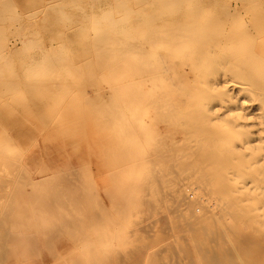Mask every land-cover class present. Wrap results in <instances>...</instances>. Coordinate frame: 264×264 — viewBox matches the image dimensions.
<instances>
[{
	"label": "bare ground",
	"instance_id": "1",
	"mask_svg": "<svg viewBox=\"0 0 264 264\" xmlns=\"http://www.w3.org/2000/svg\"><path fill=\"white\" fill-rule=\"evenodd\" d=\"M261 2L235 4L246 10ZM226 3L228 7L225 0H57L52 7L66 17L74 9L98 33L96 46H108L96 54V64L109 88L92 98L118 136L103 149L112 166L108 199L101 196L93 172L72 158L48 154L35 172L15 165L0 192L1 259L32 261L43 247L66 242L75 255L65 264H264V18L255 35L250 30L235 34L223 11L233 15L237 7L232 10ZM8 5L0 6V21ZM33 52L22 54L26 74L41 79L40 64L49 72L63 66L46 56L47 49L39 56ZM24 56L17 60L14 55L21 68ZM1 61L4 69L11 63ZM33 79L26 81L36 86ZM58 80L40 84L51 92ZM147 114L153 127L155 122L164 127L148 129Z\"/></svg>",
	"mask_w": 264,
	"mask_h": 264
},
{
	"label": "rangeland",
	"instance_id": "2",
	"mask_svg": "<svg viewBox=\"0 0 264 264\" xmlns=\"http://www.w3.org/2000/svg\"><path fill=\"white\" fill-rule=\"evenodd\" d=\"M229 1H230L231 6L232 7L234 6L233 8L231 7L232 10L235 7H237L236 6L237 2H238V4H237L238 6H242V5L247 4L246 0H237V1L236 0H228V2ZM260 1H262L261 7L249 6V8L248 7L246 8V10L242 9L241 7H237L236 13H234L235 11H233V13H234L233 15L229 14L232 17H230L227 14L228 12H225L227 9L223 11L224 16L228 17V20L230 22L229 23L230 29L235 34H238V33L240 34L241 32H243L245 30H250L255 35L257 33L258 29H261L259 26V21H260V19L264 18V0H260ZM0 2H1L0 6H5V4L11 5V6L8 5L9 7L7 6L8 8L11 7L10 10L6 9V12L8 14L6 12L2 13L3 14L2 15L3 20L0 21V23H1L0 32L3 31L2 34L0 33V36H1L0 37V53L3 51L5 52V54L0 55V60H2L6 65H7V61H8V64L10 63L9 61H11V63L9 65H7V67H5V69L2 68V66L0 65V89H1L0 90V180H1L0 181V192L3 190V188L6 187L7 181H8L7 179H9L12 176V174L14 173V171H15L14 166L15 165H17V164L24 165L25 168L27 170H29L30 172H35L36 170L40 169L42 164L47 159L48 154L56 153V154H58L60 159L65 160V159L72 158L70 160H73L75 163H81L84 166L86 165V167H88L89 172H91V173L93 172L92 175L94 176V180H95V182H96V184H97V186L101 192V196L107 200L108 199L107 194H105V193H107V190H108L106 187H110L109 186L110 185L109 177L111 176V167L112 166L109 163V160L104 155L103 149L105 147H108L110 145L115 144L118 140V136H116V133L112 130L111 126L107 125V122H108L107 116L105 115V113H103V109H101L99 106H97L96 103H94L92 98H95V95H97L101 90H104L105 88H107V89L109 88V86L107 84L102 83L100 77L98 76V74L102 72L103 68H101V66H98V64H96L97 60H98V59L96 60V58H97L96 54H100V55L104 54L105 52L108 51V46L106 44L96 46V42L98 40V36H97L98 33L94 29H91L89 24L84 23L83 19L81 18V14L77 13L74 9H68L65 13L67 14V16L70 14L69 15L70 17H66L65 14L63 16V14L58 12L56 10L57 8L55 9L54 7H52L54 5H57V0H51V1L50 0H0ZM226 2H227V0H225V5L228 4ZM2 3H3V5H2ZM136 4H138V1H136ZM49 6H51V8H49ZM13 7L16 9V11L18 10L17 12H18V15L20 14L19 17L21 19H18L19 17L17 15L16 11L14 12L15 9H12ZM226 7H228V5ZM24 9H26V10H24ZM43 9H44V11H43ZM53 9H54V11H53ZM38 10H40V11H38ZM33 11L38 12V13L35 14ZM12 12H14V13L12 14ZM40 12L42 15L40 14ZM67 12H69V13H67ZM22 14H24V15L26 14V16L24 17V15H22ZM59 14H61V16ZM5 16L7 17V19H9L8 17L12 16V18L10 17L9 20L15 18L16 20L13 19L14 21H12V25L15 24L16 26L15 25L14 26L7 25V24H9V22L11 24V21H9V20L7 21V19H5L6 18ZM54 18H55V20H54ZM230 18H231V20H230ZM23 19H25V20H23ZM63 19H66L68 21L66 22ZM73 19L74 20L77 19L78 21L76 20L74 22ZM21 21L23 23L22 25H21ZM54 21H56V22H54ZM58 21H60L59 24H57ZM72 21H73V25H72ZM79 21H82V22H79ZM64 22H65V27H64ZM68 22H69V24H68ZM234 22H236V23H234ZM255 23L257 24V26L255 25ZM18 24H20V25H18ZM34 24H35V26H34ZM87 25L89 28L87 27ZM50 26H53V27H50ZM70 26H72V27H70ZM244 26H246V27H244ZM33 27L35 29L39 28L40 32H39V29H37V31L33 30L34 29ZM57 27H58V29H57ZM7 28H9V32H7L8 31ZM87 28L89 31L87 30ZM16 29H18V30H16ZM27 29L30 30L31 33L32 32H34V33L33 34L29 33ZM55 29H57V31H55ZM19 31L20 32L22 31V33H21L22 36L19 35L20 34ZM23 31H25V33ZM48 31H50V32H48ZM47 32H48V34H47ZM82 32H84V33L82 34ZM86 32H90V33H86ZM5 33H6L7 38H5V36H4ZM27 33H28V35H25ZM35 34H36V36H34ZM40 34L42 35V37ZM60 34H61V39H60ZM87 35H89L90 40H89V37H86ZM28 37H33L32 39L35 41H33L31 38H28ZM35 37H36V39H35ZM37 38H38V40H37ZM25 39H26V41H25ZM50 40H51V42H50ZM40 41L43 43L40 44ZM62 42L65 43V45ZM33 43H34V47L32 49ZM56 43L58 45L61 43L62 45H59L60 47H58V45H56ZM24 44H25V46H24ZM39 44L41 45V47L45 46L44 48L47 49V55L46 56L50 60H52L54 58L53 60L55 62L58 61V64L63 65V66L67 65L65 67L57 65V66H55V69L58 66L59 67L56 70L54 69L52 72H49V71H51V69H49V67H47L45 65L43 67V64H40L38 66L39 68L37 67L38 69H36V70H38L39 72L42 73V76H41L42 80L40 78H37V76L34 77V75L31 73L26 74L28 72V69L25 68V65L27 67V64H26L27 60H26V57L24 55H26L27 53H30V52L32 53L34 50L35 51L38 50L39 52L40 51L42 52L45 50V49L40 50L38 48L40 46ZM52 44L54 45L53 50H54V48H57L58 50L55 49L53 52V50L51 49V46H53ZM10 45L11 46L13 45V47H11ZM36 45H38V47H35ZM67 45H69V46H67ZM14 46H15V48H14ZM26 46H28V47H26ZM66 46H67V48H66ZM89 46H91V48ZM231 46H234V44L229 45L228 47H231ZM22 47L24 49L23 51L21 49ZM9 48L11 50V53L13 52L14 49L16 51L18 48L21 49V50L18 49V51H17V52H20L21 55L18 54L17 52H15V50H14L15 53L13 52L11 56H10L11 53H9V55H8L7 52H9L8 51ZM35 48H37V49H35ZM25 49H26V51H25ZM41 49H43V47ZM62 49H63V51L65 50L66 52L65 51L63 52ZM66 49L69 50V52H67ZM90 49L93 51H91ZM50 51H52L53 54H51ZM34 52L32 55H34ZM39 52L36 51V53H38V55L35 53L34 56L41 55V53L39 54ZM31 53L29 54L30 56H31ZM63 53H64V55H63ZM68 53H70V54L68 55ZM22 54H24L23 56L25 57L22 59V61L24 59L26 61L24 60V62H25L23 64L24 67L21 68L20 62L16 61V58H17V60L21 59L20 57H23ZM3 55H5L6 58ZM14 55L16 58L14 57ZM29 55L27 54L26 56L30 57ZM58 55L59 56L61 55V58ZM66 55H68V56H66ZM7 56H9V57H7ZM63 56H65L64 57L65 59L63 58ZM1 57H2V59H1ZM71 57H72V61H71ZM5 59H7V60H5ZM63 59L65 60V63L62 61ZM2 61H1V63H2ZM87 61H88V63H87ZM18 62H19V65H18ZM68 64H69V67H68ZM75 65H76V67L78 65H80V66H78V68L75 69ZM83 67H84V69H83ZM40 68H42V69L40 70ZM44 68L47 71L46 77L50 83L46 80L45 75L43 74V73H46ZM47 68H48V70H47ZM19 69H21L22 73L24 71L23 77H22L21 71ZM64 69H70L71 71L67 70V72H66ZM10 70H11V72H10ZM25 70H26V73H25ZM57 71L60 72L62 78L59 77V73H58V76H57V74L55 75V73H57ZM63 72L67 73V76H65L66 74H64ZM70 72H72V73L69 74ZM6 73H7V75H6ZM29 74H31L32 76H30ZM72 74L75 77L72 76ZM18 76H19V79H17ZM64 76H65V78H63ZM43 77H44V79H43ZM25 78H26V80H32L34 78L33 84H35V82H36L37 85L33 86L32 82L26 81ZM59 78H60V80H58ZM35 79H36V81H35ZM37 79H40L41 81L37 80ZM71 79L74 81L73 82L74 84H72L73 86L75 84H77L74 87L73 86L70 87ZM56 80H58L60 83L62 81V83L60 85V83H58V81H57V84L60 87L56 84V86L58 88L54 91H51V92H46L45 88L43 89V86L40 84V82H42L43 84L46 83V84H54L55 85ZM38 81H39L40 87H39ZM63 81H64V83H65V81L67 83L64 84ZM76 81H79L78 83H79V85H81V86H79V88H78V83ZM27 82H29V85ZM67 84H69V86ZM30 85H32V88L29 87ZM63 87H64V89H63ZM29 88L31 90H29ZM72 88H74V90ZM65 89H67L68 91H66ZM38 91H39V95L37 93ZM87 91H88V93H87ZM61 93H63V94H61ZM85 99H86V101H85ZM89 100L92 102H90ZM81 104H83V105H81ZM21 106H23V107H21ZM94 107H95V110H94ZM55 109H56V111H55ZM79 110H82V111H79ZM41 111H42V113H41ZM146 111H147V109H146ZM76 112H78V113L76 114ZM145 116H144V119L147 121L146 127L148 129H150L151 127H153V124L150 123L151 121H153V118L150 114H147L148 117H145ZM150 119H152V120L148 121ZM84 120H86V121H84ZM154 127L163 128L164 125L161 123L159 125H157L155 122ZM41 132H42V134H41ZM44 132H45V134H44ZM73 133H75V134H73ZM80 133L82 136L79 135ZM37 134L40 138L37 136ZM69 134H71V135H69ZM86 135H88V136H86ZM35 136L38 138H36ZM44 136H46V137H44ZM79 139H81V140H79ZM59 140H61V142ZM99 144H101V145H99ZM61 145L63 146V148ZM86 147H87V149H86ZM21 153H23V154H21ZM44 156L46 158H44ZM79 156H80V158H79ZM77 157H78V159H77ZM1 158H3V159H1ZM4 172L6 173V175ZM10 174H11V176H10ZM2 180L3 181L5 180V181L2 182ZM102 190H103V193H102ZM104 194H105V196H104ZM205 197H207V196H205ZM184 207H185V205H184ZM62 248L64 251L62 250ZM51 250H53V252H51ZM74 251H75V249H71V243L65 242V243H62V245L58 244L56 247H53V249L43 247L41 250H39L40 253L36 257V259L34 258L32 261H29L30 258H27V259L26 258L25 259H22V258L19 259L18 258V259H16L15 257H4L3 256L2 257L3 259L0 258L1 259L0 264H1V262H2V264H20L21 261H22L21 264H28V263L29 264H41V263L42 264H65L67 261L70 260L71 255L72 256L75 255L73 253ZM54 252L56 253V255ZM52 253H53V255H52ZM251 255H254V252H252ZM26 261H28V262H26ZM255 264H261V263L256 262Z\"/></svg>",
	"mask_w": 264,
	"mask_h": 264
}]
</instances>
